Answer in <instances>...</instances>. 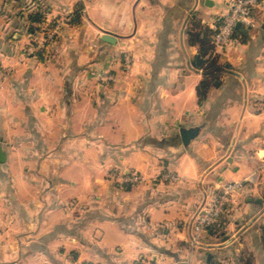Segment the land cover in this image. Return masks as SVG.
Here are the masks:
<instances>
[{
    "label": "crops",
    "instance_id": "crops-1",
    "mask_svg": "<svg viewBox=\"0 0 264 264\" xmlns=\"http://www.w3.org/2000/svg\"><path fill=\"white\" fill-rule=\"evenodd\" d=\"M230 3L0 0V264H264V8L219 44Z\"/></svg>",
    "mask_w": 264,
    "mask_h": 264
},
{
    "label": "built area",
    "instance_id": "built-area-1",
    "mask_svg": "<svg viewBox=\"0 0 264 264\" xmlns=\"http://www.w3.org/2000/svg\"><path fill=\"white\" fill-rule=\"evenodd\" d=\"M264 8V0H231L230 10L223 17L219 18L214 25L216 30V42L225 44L228 42L238 23L246 25H255L254 13L255 11ZM55 36V29H49L45 40L38 43L35 47L37 50L45 48L47 41L53 40ZM139 175H127L124 178L126 182H138ZM242 188L240 182H228L219 187L214 194L212 201L207 205L201 215H199L196 224V237H200L202 233L208 231L209 227L216 223L218 218L226 213L229 200L235 191Z\"/></svg>",
    "mask_w": 264,
    "mask_h": 264
},
{
    "label": "rangeland",
    "instance_id": "rangeland-1",
    "mask_svg": "<svg viewBox=\"0 0 264 264\" xmlns=\"http://www.w3.org/2000/svg\"><path fill=\"white\" fill-rule=\"evenodd\" d=\"M50 28H51V27H50ZM50 28H49V26H48V25H46V27H45V29H44V31H45V34H44L43 38H42L41 40H39V42H42V41H44V40H45V37L48 35V33H49V29H50ZM50 41H52V40H50ZM39 42H38V43H39ZM47 42H49V41H47ZM47 42H46V43H47ZM35 47H36V46H34V45H30V47H29V50H28V51H29V52H34V51H37L38 49L36 50V49H35Z\"/></svg>",
    "mask_w": 264,
    "mask_h": 264
},
{
    "label": "water",
    "instance_id": "water-1",
    "mask_svg": "<svg viewBox=\"0 0 264 264\" xmlns=\"http://www.w3.org/2000/svg\"><path fill=\"white\" fill-rule=\"evenodd\" d=\"M238 24H240V23H238ZM238 24H237V25H238ZM105 39L108 40V41H112V40H111V37H109V36H106ZM188 135H190V133H187V134H186V136H188ZM5 158H6L5 153H4V152L2 151V149L0 148V162L5 161Z\"/></svg>",
    "mask_w": 264,
    "mask_h": 264
}]
</instances>
